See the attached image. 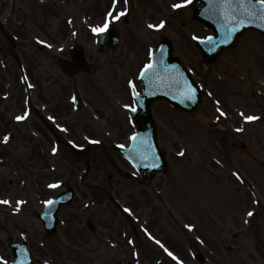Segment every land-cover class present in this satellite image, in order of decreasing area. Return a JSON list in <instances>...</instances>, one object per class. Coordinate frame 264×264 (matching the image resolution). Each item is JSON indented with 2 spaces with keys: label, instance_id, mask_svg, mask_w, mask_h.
I'll return each instance as SVG.
<instances>
[{
  "label": "rangeland",
  "instance_id": "obj_1",
  "mask_svg": "<svg viewBox=\"0 0 264 264\" xmlns=\"http://www.w3.org/2000/svg\"><path fill=\"white\" fill-rule=\"evenodd\" d=\"M18 2L23 4L24 11H17L19 16L14 20L18 21L7 31L18 38H29L35 44L27 47L31 59L49 65L48 59L54 54L65 51L63 58L77 45L84 49L92 69L75 75L72 81L84 98L80 111L66 103L68 89L64 86L55 94V100L52 97L62 116L61 122H68L70 136L81 143L78 146H86L76 152L63 147L60 156L55 160L51 157V164L58 168L57 177L72 182L76 188L72 204L60 210L57 234L43 235L34 213L40 207L37 192L45 182L57 177L35 170L39 155L29 162V170H24L23 175L11 173L14 166L24 164L26 156L34 153L18 147L19 155L6 152L9 159L2 157L0 162V247L6 249V239L10 236L20 240L27 235L28 239L37 240L32 264H127L130 261L200 264L194 258L197 250L204 253L206 264H263L264 119L248 121L244 117H259L264 113V100L256 91L263 89L257 85L255 90L252 86L253 79H261L264 74V36L254 31L244 32L231 49L203 68L202 55L192 40L211 31L192 17L196 3L189 6L183 0ZM175 3L182 6L173 8ZM8 10L3 7L2 11L9 14ZM161 21L167 24L163 31L149 27ZM106 23L120 32L121 42L114 50L106 48L99 52L97 31L93 29ZM164 34L173 40L175 52L206 87L209 94L206 109L217 127L203 126L165 102L156 103L154 114L160 128V143L170 167L157 174L152 182L140 186L138 178H126L124 172H133L132 167L119 156L114 145L126 141L127 134L134 129L129 127L122 105L135 104L129 85L141 90L139 71L149 62V50L157 46ZM4 35L0 31V41ZM8 37L7 44L0 43L7 50L11 45ZM42 46L47 49L41 51ZM50 61L53 64V59ZM8 63L11 67L13 60L9 58ZM15 74L8 78L7 87L13 83L21 86ZM3 79L0 77V92L5 91ZM250 89L256 94L249 99ZM39 90L48 99L50 92L42 87ZM72 91L69 90L70 99ZM7 104L13 110L8 109L6 115L0 112V136L10 130L20 132L14 129V124L10 126V121L22 106L16 109L19 102L15 103L14 99L3 106ZM92 139L102 147L92 146L90 152ZM49 156L42 160L39 157L40 167L48 166ZM87 161L92 171L85 175L86 186L81 176L85 174ZM113 161L121 164L120 174L114 172ZM111 173L112 181L108 179ZM110 194L132 216L136 234L125 214L110 201ZM87 217L102 232L91 234L85 226Z\"/></svg>",
  "mask_w": 264,
  "mask_h": 264
},
{
  "label": "water",
  "instance_id": "obj_2",
  "mask_svg": "<svg viewBox=\"0 0 264 264\" xmlns=\"http://www.w3.org/2000/svg\"><path fill=\"white\" fill-rule=\"evenodd\" d=\"M203 1L206 3V7L199 10L195 15L198 19L212 26L217 33V37L213 38V41L207 42L208 44L211 42L212 47L205 49L202 46L206 54V59L208 60L215 58L224 47L230 45L245 27L253 26L264 31V5L258 2L253 0ZM112 32L117 38L116 32L114 30ZM75 57L78 58V55ZM153 61L154 64H160L161 70L165 68L169 70V76L172 77V82L170 83L169 89L165 87L157 88L153 82H147V97H141L140 110L134 116L136 121L143 119L146 127L141 128V132L133 137L132 144L129 148L122 149V153L136 164L146 180H150L156 172L167 168V164L157 145L156 127L150 115L149 109L152 101L156 97L165 95L164 97L172 103L184 110L193 112L199 119L205 120V115L202 111L204 96L181 68L179 61L171 56V48L167 43L156 53ZM82 62L81 59L80 63ZM165 64L168 66L165 67ZM158 93H164V95ZM190 94L196 96L198 94V98L187 97ZM148 132L149 138L144 140L142 134ZM65 195L70 197L71 194H62L58 198L59 200H54L48 205V209L57 211L59 206L65 201L62 200ZM48 217H50V214Z\"/></svg>",
  "mask_w": 264,
  "mask_h": 264
},
{
  "label": "flooded vegetation",
  "instance_id": "obj_3",
  "mask_svg": "<svg viewBox=\"0 0 264 264\" xmlns=\"http://www.w3.org/2000/svg\"><path fill=\"white\" fill-rule=\"evenodd\" d=\"M13 45H16L15 42ZM14 47L17 49V46H14ZM22 48L23 47H21V50ZM52 59L53 61H55L54 57H52ZM52 59H48L49 65L43 72H40V70L36 69V67L33 66L34 69L39 71L41 76L35 77L33 73V69L27 70V77H26L27 80L24 85V90H22L21 92L22 100L20 99L21 104L23 106L22 107L23 112L27 111V114L26 116L23 117V121H22V124L25 126V129H26L22 136L23 139L26 141L24 143L25 146L22 149L24 152H27L29 150L34 151V146L41 144L39 142L42 141V139L47 141L46 147L49 148L51 146V142L55 138H59V133L55 130V128L52 125L56 123L55 122L56 120H60L62 116L58 110L59 109L58 106L56 108V105H57L56 102L54 101L52 102V97L54 98L55 96L56 98L55 94L59 92L61 87L63 88V86L64 88L68 89V94L66 95L65 101L68 105H70L69 90L72 86V81L76 74L65 76L64 74H62L61 70L59 72V69L55 67V62H53V64L51 63L50 60ZM19 66L20 64H18V67ZM41 79L43 80L44 84L42 83ZM29 82L36 86L35 90L32 93H29ZM40 87H42L43 89H46L47 91L45 92H50V94L48 95V99L46 98L45 94H43L41 90H39ZM4 98L5 97H2V99ZM1 104L2 102H0V106L4 114H6V111H8L9 106L7 105L5 107ZM29 125L34 126V130L40 134V138H38L35 135L30 137ZM46 126H47V129H46ZM31 160H32V156L30 155L26 156L25 161L27 163H29ZM50 175H53L52 177L55 178L57 177L58 174L53 172ZM49 183H53L52 185H56L54 181L53 182L49 181ZM0 259H2V257H0Z\"/></svg>",
  "mask_w": 264,
  "mask_h": 264
},
{
  "label": "snow or ice",
  "instance_id": "obj_4",
  "mask_svg": "<svg viewBox=\"0 0 264 264\" xmlns=\"http://www.w3.org/2000/svg\"><path fill=\"white\" fill-rule=\"evenodd\" d=\"M190 2H191V0H183V4L184 5H186V4L190 3ZM258 3L261 4V5H264V0H258ZM181 6H182V4H180V3H175V4L172 5L173 8H180ZM109 15H111V13ZM121 15H123V13H121ZM164 23H165L164 21H161L160 24H158V25H150L149 27H163L164 26ZM107 27H108V24L106 23L103 26V28H95L93 30L99 32V31H103ZM42 43H43V41H42ZM150 67H151L150 64L149 65H145V68H150ZM192 91H194V90H192ZM244 118L246 120H248V121H253V120L258 119V117H255V116H245ZM16 119L17 120H21V119H23V117L22 116H17ZM7 139H8V137H5V141H7ZM53 151H56V149H53ZM52 186L54 187L56 185H52ZM2 202L5 203V204L9 203V201H2ZM52 202L53 201H51V200L45 201V203H47V204H51ZM248 215L251 216L252 213L249 212ZM189 227H192V226L189 225ZM169 255H172V253L170 252Z\"/></svg>",
  "mask_w": 264,
  "mask_h": 264
}]
</instances>
